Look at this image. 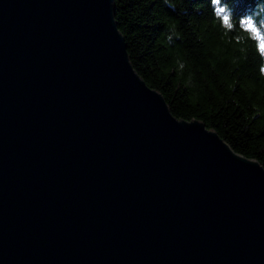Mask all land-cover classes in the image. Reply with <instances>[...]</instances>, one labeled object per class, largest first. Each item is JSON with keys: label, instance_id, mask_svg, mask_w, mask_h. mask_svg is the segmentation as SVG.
<instances>
[{"label": "water", "instance_id": "1", "mask_svg": "<svg viewBox=\"0 0 264 264\" xmlns=\"http://www.w3.org/2000/svg\"><path fill=\"white\" fill-rule=\"evenodd\" d=\"M0 264H264V166L171 112L114 0H0Z\"/></svg>", "mask_w": 264, "mask_h": 264}, {"label": "trees", "instance_id": "2", "mask_svg": "<svg viewBox=\"0 0 264 264\" xmlns=\"http://www.w3.org/2000/svg\"><path fill=\"white\" fill-rule=\"evenodd\" d=\"M131 62L178 118L202 120L264 166V58L242 22L264 0H114ZM223 7L231 27L217 15ZM264 30V28H262ZM171 36V42L168 37Z\"/></svg>", "mask_w": 264, "mask_h": 264}, {"label": "clouds", "instance_id": "3", "mask_svg": "<svg viewBox=\"0 0 264 264\" xmlns=\"http://www.w3.org/2000/svg\"><path fill=\"white\" fill-rule=\"evenodd\" d=\"M165 2H167V0H165ZM213 3L215 4L216 0H213ZM247 20L251 21L255 26L256 30L254 32L251 31V38L257 41L258 51L261 58H264V30H262V28H264V20L259 21L260 26H256V21L251 17L247 18ZM168 39L171 42V36H169ZM260 71L261 75H264V64H261Z\"/></svg>", "mask_w": 264, "mask_h": 264}, {"label": "snow or ice", "instance_id": "4", "mask_svg": "<svg viewBox=\"0 0 264 264\" xmlns=\"http://www.w3.org/2000/svg\"><path fill=\"white\" fill-rule=\"evenodd\" d=\"M216 3H219V0H216ZM217 15H218V16H222V20H223V22H224V24H225L226 26H228V27H231V26H232L231 23H230V17H229V15L225 12V9H224L223 7L218 8V10H217ZM242 24H243V26H244L246 29H248V30H250V31H252V32H254V31L256 30V29H255V26L253 25V23H252L251 21H249V20H245V21H243Z\"/></svg>", "mask_w": 264, "mask_h": 264}]
</instances>
